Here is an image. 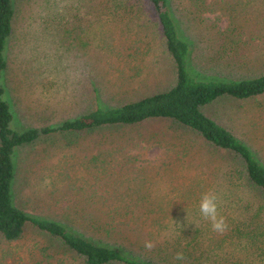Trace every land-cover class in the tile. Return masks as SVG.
I'll list each match as a JSON object with an SVG mask.
<instances>
[{"label": "rangeland", "instance_id": "obj_1", "mask_svg": "<svg viewBox=\"0 0 264 264\" xmlns=\"http://www.w3.org/2000/svg\"><path fill=\"white\" fill-rule=\"evenodd\" d=\"M98 4V1L91 0H15V10L23 20L21 26L27 28L15 34L13 67L4 74L8 80L1 78L5 90L3 99L13 116L10 124L13 131L23 133L41 126L56 128L73 118L75 113L70 110L77 107V99L85 103L91 89L95 91L96 69V82L105 99L141 98L148 81L156 82L153 90L165 91L173 84L172 69L165 68L157 59L148 61L145 55L146 44L158 48V42L153 44L158 36L149 24L147 18L150 16L96 11L100 8ZM214 6L215 0L209 1L203 21L189 12L182 16L180 31L193 41L194 65L208 79L218 77L221 81L251 80L264 73V0H235L234 18L226 10L214 9ZM233 27L237 29L233 30ZM123 50L135 53V58L130 60L132 64L124 62L121 65L120 60L116 64V60L110 57L124 54ZM152 63L158 67L152 72L141 73L139 68ZM125 74L135 82H123L128 78ZM138 86L141 89L138 90ZM204 111L220 119L236 138L246 142L254 152V158L264 165L263 98L243 103L226 100L210 105ZM142 133L150 137L149 133ZM100 135L92 133L85 143L74 145L71 136L61 138L54 132L41 137L38 144L16 148L12 161L20 183L17 190L12 185V195L17 193L13 202L15 206L41 220L65 222L72 227L83 223L89 227L108 219L109 214H115L117 209L131 208L125 205L127 201L135 202L146 194H152L155 203L168 206L183 200L199 201L201 194L209 190L207 187L194 188L199 197L191 199L189 168L183 171L176 168L189 160V154L180 151L186 157L176 163L173 140L166 138L162 144L151 145L146 151L140 150L137 156L140 155L141 161L148 164L140 177L94 176L92 171L96 169L90 168L85 158L96 147H105L102 141L106 136ZM62 142H66L64 148L74 149L73 154H58L57 149L63 150ZM116 143L117 140L112 144ZM120 146L131 145L122 142ZM217 162L216 172L222 173L224 165L220 160ZM202 176L205 185L213 187L207 176ZM129 185L141 192H126ZM129 194L134 195L131 197ZM219 206L232 222L241 220L238 210L242 208ZM138 218L137 222L143 224L137 225V229L129 234L131 238L124 242L128 243L138 235L144 242L153 239V230L144 222L170 224L174 219H180L166 215H151L149 220L143 215H138ZM113 223L119 224L116 220ZM86 229L88 237L95 236L108 243L110 239L117 238ZM118 229L125 233L129 228ZM140 239L132 240L134 248L143 247ZM154 239L161 241L162 236L155 235ZM124 242L119 241L121 244ZM29 246V243H22L0 247V264L34 263L36 257L30 253ZM234 254L239 264H264V255L237 254L235 251ZM52 258L47 257L49 261Z\"/></svg>", "mask_w": 264, "mask_h": 264}, {"label": "trees", "instance_id": "obj_2", "mask_svg": "<svg viewBox=\"0 0 264 264\" xmlns=\"http://www.w3.org/2000/svg\"><path fill=\"white\" fill-rule=\"evenodd\" d=\"M91 1L99 2L97 6L100 8L96 11L150 16L147 18L149 24L158 36L153 44L158 42V48L146 44L145 55L148 61L157 59L165 68L172 69L173 84L165 91L153 90L156 82L148 81L141 98L105 99L96 82V69L95 91L91 89L85 103L77 99V107L70 110L75 113L73 118L56 128L41 126L17 133L10 127L13 116L10 106L3 99L5 90L1 78L13 67L15 34L27 27L21 26L23 20L15 10V0H0V247L29 243V251L36 257L32 264H239L234 251L263 256L264 165L254 158V152L250 151L246 142L236 138L220 119L204 113V109L226 100L243 103L264 99V73L251 80L221 81L218 77L208 79L194 65L193 41L180 31L182 16L189 12L203 21L211 0ZM234 3L235 0H215L214 9L222 8L234 18ZM110 57L116 60V64L120 60L122 65L124 62L131 63L135 53L129 50ZM155 65L142 66L139 70L141 73L152 72L158 67ZM125 75L128 78L123 82L134 81L128 74ZM142 131L149 133L150 137L143 135ZM54 132L61 138L71 136L74 145L86 142L92 133L106 136L102 141L105 147H96L85 158L89 167L96 169L92 171L94 176L99 177H140L148 168L140 155L137 156L140 150L146 151L151 145L162 144L165 138L173 140L172 151L177 152L175 162L186 157L180 151L190 157L176 168L182 171L189 168L191 191L187 188L191 199L199 197L194 188L215 189L220 197L219 205L243 209L238 210L241 220L232 222L219 206L220 215L226 218L228 224L227 230L220 234L214 232L211 224L201 217L198 200H183L166 206L155 203L152 194H146L135 202L127 201L125 205L131 208L117 209L116 215L110 213L108 219L89 227L77 223L73 228L69 223L34 218L14 204L17 193L12 195V185L17 190L20 182L15 175L12 156L16 148L38 144L41 137ZM116 140L118 143L113 145ZM122 142L131 146H120ZM65 144L62 142V151L57 149L58 154H73L74 149L64 148ZM206 159L209 161L206 162ZM217 160L224 165L222 173L216 172ZM202 175L207 176L213 187L205 185ZM128 188L126 192H141L138 188L131 189L130 185ZM129 195L133 197L134 194ZM138 215L148 220L151 215H166L181 220L174 219L170 224L144 222L147 228L153 230V239L149 241L155 246L148 250L139 238L141 235H133V239L138 237L143 244L142 248L136 249L131 243L133 239L128 243L124 241L131 238L129 234L137 229V225L143 224L137 222L140 220ZM115 220L118 225H114ZM123 227L129 228L127 232L118 231ZM86 228L104 232L109 238H117L110 239L111 244L95 236L88 237ZM155 235L162 236L161 241L154 239ZM177 252H183L186 259L177 261ZM51 256L53 258L49 261L47 257Z\"/></svg>", "mask_w": 264, "mask_h": 264}, {"label": "clouds", "instance_id": "obj_3", "mask_svg": "<svg viewBox=\"0 0 264 264\" xmlns=\"http://www.w3.org/2000/svg\"><path fill=\"white\" fill-rule=\"evenodd\" d=\"M219 201L220 197L215 189H209L201 194L198 207L201 217L211 224L212 230L223 234L227 230L228 224L226 218L220 215ZM144 246L146 249L151 250L155 245L152 241H146ZM175 259L184 261L186 258L183 252H177Z\"/></svg>", "mask_w": 264, "mask_h": 264}]
</instances>
